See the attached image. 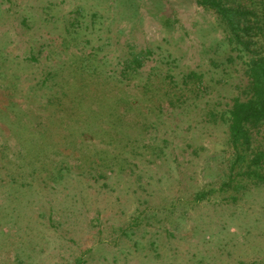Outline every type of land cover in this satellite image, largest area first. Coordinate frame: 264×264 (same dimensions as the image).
I'll return each instance as SVG.
<instances>
[{"label": "rangeland", "instance_id": "1", "mask_svg": "<svg viewBox=\"0 0 264 264\" xmlns=\"http://www.w3.org/2000/svg\"><path fill=\"white\" fill-rule=\"evenodd\" d=\"M231 53L195 0H0V264H264V184L219 190Z\"/></svg>", "mask_w": 264, "mask_h": 264}, {"label": "trees", "instance_id": "2", "mask_svg": "<svg viewBox=\"0 0 264 264\" xmlns=\"http://www.w3.org/2000/svg\"><path fill=\"white\" fill-rule=\"evenodd\" d=\"M211 10L223 24L231 53L229 62L241 63L247 82L241 95L213 120L227 124L230 147L227 179L219 185L223 192L232 191L230 198L250 185L264 184V0L245 4L241 0H195ZM143 51L133 54L127 68L142 64ZM203 75L191 70L183 75L184 87L199 89ZM215 188L204 189L198 199L208 198ZM80 264V262L78 261Z\"/></svg>", "mask_w": 264, "mask_h": 264}]
</instances>
